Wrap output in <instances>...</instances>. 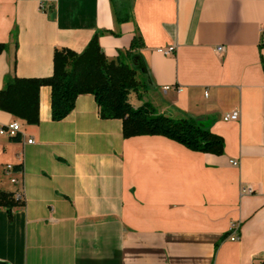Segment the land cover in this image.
I'll return each instance as SVG.
<instances>
[{"label":"crops","instance_id":"1","mask_svg":"<svg viewBox=\"0 0 264 264\" xmlns=\"http://www.w3.org/2000/svg\"><path fill=\"white\" fill-rule=\"evenodd\" d=\"M123 9L129 19L119 22ZM96 33L109 59L132 65L140 56L135 108L149 102L173 119L199 120L223 138L224 152L157 134L124 137L123 121L102 118L90 93L54 121L52 89L42 86L39 123L0 109V128L21 124L15 137L0 134V191L22 203L0 207V261L259 264L264 0H0V90L8 76L52 75L57 49L80 53ZM135 36L142 45L129 54ZM234 110L240 119L225 120Z\"/></svg>","mask_w":264,"mask_h":264},{"label":"trees","instance_id":"2","mask_svg":"<svg viewBox=\"0 0 264 264\" xmlns=\"http://www.w3.org/2000/svg\"><path fill=\"white\" fill-rule=\"evenodd\" d=\"M119 22L127 21L124 9L117 11ZM96 33L87 47L80 53L70 49H57L54 54L53 73L45 77L8 76L0 90V109L24 120L28 124L40 121V89H52V119H64L74 109L77 97L93 94L104 119H121L123 136L163 135L186 147L202 152L223 154V138L206 128L199 120L192 118L173 119L156 111L154 106L145 102L135 108L131 94L139 97L143 81L138 72L144 68L140 56L135 64L118 62L107 57L99 43ZM142 45L140 37L135 36L127 53L133 54ZM0 43V54L6 49ZM22 203L13 193L0 191V207L11 211ZM264 264V259L259 263Z\"/></svg>","mask_w":264,"mask_h":264},{"label":"built area","instance_id":"3","mask_svg":"<svg viewBox=\"0 0 264 264\" xmlns=\"http://www.w3.org/2000/svg\"><path fill=\"white\" fill-rule=\"evenodd\" d=\"M41 8H44V5L43 4L41 5ZM158 51L161 52V53H164V54H169V53H171V52L174 51V48L173 47L160 48V49H158ZM217 51L219 53H223V51H224L223 46H219L217 48ZM168 89H169V86H166L164 88L165 91L168 90ZM224 119L225 120H239L240 119V111L239 110H234V111H232L230 113H227V114H225ZM20 131H21V124L18 121H15V122H13L11 124L2 126L0 128V134L1 135H8L10 137L17 136V134ZM28 142L29 143H32L33 140L32 139H29ZM232 163L234 165H238L239 164V161L233 160ZM15 170L16 169H15V166L13 164H7L5 166V171L7 173H13ZM11 181L13 183H17L18 182L17 178H15V177H12L11 178ZM251 192H253V188L251 186L242 185V187H241V193L242 194H247V193H251ZM16 197L17 198H21V195L20 194H17ZM229 238L231 240H236L237 239V236H236V228L235 227L233 228V230H232Z\"/></svg>","mask_w":264,"mask_h":264},{"label":"water","instance_id":"4","mask_svg":"<svg viewBox=\"0 0 264 264\" xmlns=\"http://www.w3.org/2000/svg\"><path fill=\"white\" fill-rule=\"evenodd\" d=\"M0 264H7V263H5V262H1V261H0Z\"/></svg>","mask_w":264,"mask_h":264}]
</instances>
